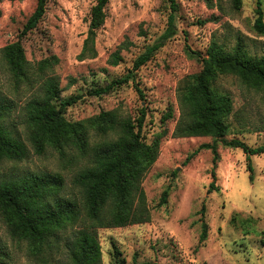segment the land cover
<instances>
[{
	"label": "rangeland",
	"instance_id": "obj_1",
	"mask_svg": "<svg viewBox=\"0 0 264 264\" xmlns=\"http://www.w3.org/2000/svg\"><path fill=\"white\" fill-rule=\"evenodd\" d=\"M95 1L47 0L37 26L22 34L37 0H0V49L19 40L34 77L55 76L61 99L82 94L65 111L71 121L91 117L101 110H115L120 118L136 120L144 109L145 141L151 142L165 130L158 157L140 182L150 220L98 228L102 264H264V153L248 160L241 149L217 141L219 158L213 178L211 150L191 154L214 138L173 135L180 116L178 94L190 75L202 66L191 51L204 55L212 41L229 51L241 40L249 54L264 53V34L253 27L256 0H241L238 8L232 0H176V11H172L169 0H110L104 23L97 30L95 56L80 59ZM261 6L264 13V0ZM170 13L175 16V35L165 40L152 59L136 71L135 82L143 97L132 80L109 93L90 95L93 88L131 70L134 59L160 40ZM114 52L121 56L116 65L110 63ZM45 59L48 67L39 71L38 62ZM38 85L39 82L14 78L0 53V92L15 102L5 123L29 150L21 160L0 159V182L29 172L59 173L64 179L61 193L78 197L73 179L89 165L90 153L81 155L67 145L63 155L50 147L36 154L28 141L25 104ZM216 86L229 92L233 99L226 138L236 137L251 146L264 144V91L231 74L221 75ZM168 109L172 117L165 118ZM119 133V129L106 134L90 130L88 150L116 139ZM167 187V201L160 204ZM202 204L207 223L204 241L199 240ZM0 247L7 253L0 264H35L27 256V242L12 238L1 219ZM58 255L52 252L53 259Z\"/></svg>",
	"mask_w": 264,
	"mask_h": 264
},
{
	"label": "trees",
	"instance_id": "obj_2",
	"mask_svg": "<svg viewBox=\"0 0 264 264\" xmlns=\"http://www.w3.org/2000/svg\"><path fill=\"white\" fill-rule=\"evenodd\" d=\"M110 0H96L90 10L87 35L78 57H93L97 30L103 25L105 8ZM172 11L178 9L176 0H169ZM47 0H37L33 12L23 25L22 34L35 28L46 10ZM210 3V2H209ZM241 0H232L235 8ZM254 29L264 34V13L261 0H256ZM174 14L168 16V26L160 40L148 45L133 61L130 71L112 79L104 86L93 88L90 95L106 94L132 80L138 94L142 90L135 82L136 71L152 59L165 40L176 33ZM7 70L17 80L39 82L38 89L26 101V127L28 141L34 153L42 154L47 147L63 155V148L71 145L79 154L90 153V162L79 170L73 179L78 197H69L61 192L64 179L59 173L29 172L14 179L0 182V219L12 238L27 242V256L35 264H102V253L98 239V228L145 223L150 220L140 182L159 154L160 138L165 130L147 142L142 135L145 111L136 119L120 118L115 110H101L91 117L71 121L66 118L68 106L82 98V94H71L61 99L59 81L55 76L34 77L19 40L0 49ZM202 63L201 69L190 75L178 94L180 116L174 127L176 137L211 136L212 143H202L191 154L209 149L213 154L212 177L219 158L217 141L229 148L241 149L247 159L264 153V144L248 145L239 138L227 139L230 125L227 118L233 109L229 92L216 86L221 75L237 76L248 86L264 91V53L260 56L247 52L241 40L232 50H225L216 41L206 48L205 54L191 51ZM121 60L118 52L110 56V63ZM47 60L38 62L42 71ZM15 107L14 99L0 92V159L21 160L29 150L22 139L5 123ZM172 117L171 109L165 115ZM119 129L114 140L104 141L88 150L89 131L99 134ZM248 169L252 173L249 163ZM252 178V174H250ZM213 187V181L210 188ZM210 191V190H209ZM169 188L163 190L160 204L167 201ZM205 205L200 213V241L207 237L204 220ZM0 247V263L7 253ZM59 253L53 259L52 252ZM132 264H148L137 263Z\"/></svg>",
	"mask_w": 264,
	"mask_h": 264
}]
</instances>
